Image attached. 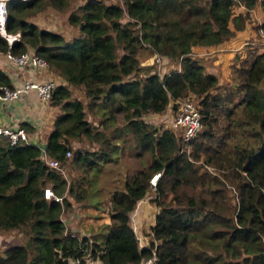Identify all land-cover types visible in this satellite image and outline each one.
<instances>
[{
  "label": "trees",
  "instance_id": "obj_1",
  "mask_svg": "<svg viewBox=\"0 0 264 264\" xmlns=\"http://www.w3.org/2000/svg\"><path fill=\"white\" fill-rule=\"evenodd\" d=\"M256 1L6 0L5 31L20 38L8 46L0 36V53L30 49L63 81L51 93L60 112L44 153L61 168L81 172L67 181L64 173L44 165L36 145H10L0 135V232L25 234L23 243L0 251V264L136 263L152 250L154 264H264V49L249 44L233 67L232 86H219L203 58L191 55L192 47H215L244 30ZM47 5L67 12L66 22L76 31L69 38L26 20ZM240 5L243 11L234 13ZM260 10L262 21L255 27L264 33V0ZM143 46L163 61L178 60L179 69L160 76L148 68L136 76ZM0 85L12 86L1 69ZM78 86L86 107L98 109L103 130L85 119L79 99L70 98V89ZM190 96L197 99L203 127L189 142L191 157L181 151L175 133L142 119L168 105L172 110L176 99ZM112 112L121 114L119 129L111 128ZM219 118L226 124L216 138L212 126ZM127 130L132 149L146 158L111 193L108 227L94 235L66 228L64 211L91 193L85 174L115 160L111 155L119 150L117 141H126L121 135ZM81 140L88 145H72ZM47 186L59 201L43 197ZM150 190L154 223L148 244L139 247L129 220ZM166 193L170 198L164 202Z\"/></svg>",
  "mask_w": 264,
  "mask_h": 264
},
{
  "label": "rangeland",
  "instance_id": "obj_2",
  "mask_svg": "<svg viewBox=\"0 0 264 264\" xmlns=\"http://www.w3.org/2000/svg\"><path fill=\"white\" fill-rule=\"evenodd\" d=\"M242 11L243 7L241 5L238 7H234V13ZM249 12L251 22L247 24L244 30L237 32L236 35L228 42L220 44L214 48L193 47L191 50L192 56L203 58L202 60L206 66V70L211 73L213 72V74L217 78V84L219 86L233 85L234 81L231 80L233 67L237 66L239 60L243 58L249 44H257L260 47V50L264 49V33L262 31H259V29H256L255 27L262 21L260 0L256 1ZM66 14L67 12L62 8L59 9L57 7L47 5L38 12L28 16L26 20L34 23L39 28H43L45 30H50L53 32H59L64 34L65 38H69L76 31L75 29H72L71 26L66 22ZM17 34L19 33H6L5 37L2 34L0 36H3L4 38L15 36V38H18L20 34ZM256 50L259 51V48ZM120 53L121 51L119 50L118 54ZM154 54L155 53H151L150 48L146 46H143L138 50V61L140 69L136 76L142 75L146 70H148V68L150 72H155L162 76L168 71H171L178 67V60L163 61L161 59L160 62H156L153 58ZM57 78L59 77L56 76V80ZM70 98L79 99L84 105L85 119L93 127H95V129L103 130V127H101L99 124V121L102 120V117L98 112V109L94 106L89 108L86 107L88 99L84 96L82 87L78 86L71 88ZM188 99H190L194 104L197 105V99L194 96H190ZM112 113L114 115V118L111 128H121L123 124L121 114L116 112ZM171 114L172 110L168 105L166 111L160 113H145L142 115V119L150 126L153 125L154 127L160 129H168L167 122L171 119ZM225 124V119L219 118L217 124L212 126V130L215 131L214 133L216 138L222 135L221 131H223ZM202 130L203 127L201 125L196 135ZM109 131L110 128L105 130V133L108 137H110L108 133ZM121 138H125L126 141L124 143L117 141L119 150L111 155V157H115V160L108 163H101V166L98 170H90L85 174L86 180L88 181L87 186H89L91 193L86 198V201L80 203H72V207L64 211L63 219L66 223V228L72 229V231H77L78 233H81L83 231L81 234L88 235H94L102 229L107 228L105 227V225H103L102 219L106 220L108 217L111 193L115 190H119L122 187L124 174H132V172L142 166L146 158L145 155L139 156L138 150L132 149V146L130 145L133 138L131 132H129L128 130L125 131L121 135ZM235 138L239 140L238 133L235 135ZM230 140V138L227 139V141ZM73 143L72 145L74 147L78 145H86V141L83 142V140L79 141L78 144ZM92 146L93 148L96 147L95 144H92ZM183 148L185 152L188 153L187 155L190 156V152L193 149L192 144L187 147L183 146ZM196 164H200V159L196 162ZM200 168H206L208 172H212L213 170L211 167L205 166H201ZM62 169L67 181H71V178L74 179L76 176L79 177V173L81 172L80 170H75L73 168L71 169L70 167H65ZM225 187L230 191L229 195H233L234 190L232 184L226 183ZM153 195L154 194L152 190L148 191L144 196L145 200L147 199V201L151 203L149 200L153 197ZM169 198L170 194L166 193L162 199L164 200V202H166L169 200ZM151 206L155 205L151 203ZM151 215H153V213L148 211L146 217L149 219ZM149 240L150 239H148L147 244ZM24 241L25 234L20 230L0 232V251L11 244L23 243Z\"/></svg>",
  "mask_w": 264,
  "mask_h": 264
},
{
  "label": "built area",
  "instance_id": "obj_3",
  "mask_svg": "<svg viewBox=\"0 0 264 264\" xmlns=\"http://www.w3.org/2000/svg\"><path fill=\"white\" fill-rule=\"evenodd\" d=\"M6 0H4V18L3 23L0 24V33L5 37L6 33L4 30L5 19H6ZM5 33V34H4ZM19 35V34H17ZM3 37V38H4ZM18 38L12 36L9 38H4L7 45L10 46L13 42L18 41ZM5 57L12 67H14L18 72L24 69L30 70L32 73L42 72L48 69L47 63L40 56L36 55L32 50L27 49L19 54H10L5 52ZM153 58L156 62H160L161 58L154 54ZM55 78H46L44 80H33L30 78L18 80L14 85L8 87L5 85H0V102L7 101L12 102L21 97L34 92L36 96L43 102L50 100L53 88L58 84ZM174 106L172 108L171 119L167 122V128L175 133L181 142V151H185L184 147L189 146V142L194 138L196 133L200 128V114L196 104H194L190 99H176L174 101ZM0 135L5 137L8 143L15 144L19 141L28 143L27 134L24 130L18 126H7L0 124ZM65 156H69V152H65ZM41 159L43 163L48 168L58 169L63 172V169L59 166L58 162L54 159L48 158L44 152H41ZM158 173H155L149 180L151 186H154L155 181L158 177ZM43 197L45 199H54L59 201L60 198L55 196L51 189L47 186L43 189ZM156 260L154 250L151 254L136 263H124V264H154ZM96 263V262H95Z\"/></svg>",
  "mask_w": 264,
  "mask_h": 264
},
{
  "label": "crops",
  "instance_id": "obj_4",
  "mask_svg": "<svg viewBox=\"0 0 264 264\" xmlns=\"http://www.w3.org/2000/svg\"><path fill=\"white\" fill-rule=\"evenodd\" d=\"M103 2L105 4H110L117 2V0H103ZM0 69L8 75L11 85H14L18 80L27 78L37 81L51 77L56 79L55 73L49 68L37 73H32L27 69L18 72L10 65L4 53H0ZM176 69H179V66ZM57 82L61 84L63 83V81L59 78H57ZM59 112V107L57 105H52L50 100L43 102L36 96L34 92H30L29 94L15 101L0 102V124L11 127L18 126L22 128L27 134L28 143L36 145L41 150V152H44L46 136L51 129L52 121ZM148 211L153 213L149 219L146 217ZM155 212L156 207L151 206V203H149L147 199L145 200V197H143L137 202L130 215L129 224L135 233L139 247L146 246L148 239H150L151 233L149 228L154 223ZM102 221L103 225L108 227L109 217H107L106 220L102 219Z\"/></svg>",
  "mask_w": 264,
  "mask_h": 264
},
{
  "label": "clouds",
  "instance_id": "obj_5",
  "mask_svg": "<svg viewBox=\"0 0 264 264\" xmlns=\"http://www.w3.org/2000/svg\"><path fill=\"white\" fill-rule=\"evenodd\" d=\"M3 18H4V0H0V24L3 23ZM4 30H5V28H4ZM0 35H1V33H0Z\"/></svg>",
  "mask_w": 264,
  "mask_h": 264
}]
</instances>
